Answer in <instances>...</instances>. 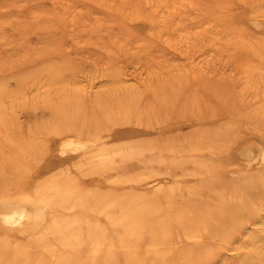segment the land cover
Returning a JSON list of instances; mask_svg holds the SVG:
<instances>
[{"label":"rangeland","instance_id":"374dc122","mask_svg":"<svg viewBox=\"0 0 264 264\" xmlns=\"http://www.w3.org/2000/svg\"><path fill=\"white\" fill-rule=\"evenodd\" d=\"M0 243L264 264V0H0Z\"/></svg>","mask_w":264,"mask_h":264},{"label":"bare ground","instance_id":"6f19581e","mask_svg":"<svg viewBox=\"0 0 264 264\" xmlns=\"http://www.w3.org/2000/svg\"><path fill=\"white\" fill-rule=\"evenodd\" d=\"M249 151H250V150H249ZM246 154H247V153H246ZM109 200H110V199H109ZM98 204H100V203H98ZM96 205H97V204H96ZM107 205H108V204H107ZM35 218H36V217H35ZM85 226H86V225H85ZM75 227H76V226H75ZM75 227H74V228H75ZM89 230H90V229H89ZM75 232H76V231H75ZM3 241H4V240H3ZM0 244H1V243H0Z\"/></svg>","mask_w":264,"mask_h":264}]
</instances>
